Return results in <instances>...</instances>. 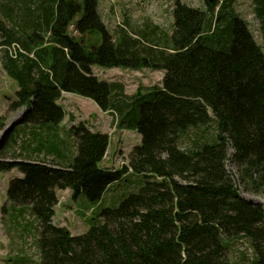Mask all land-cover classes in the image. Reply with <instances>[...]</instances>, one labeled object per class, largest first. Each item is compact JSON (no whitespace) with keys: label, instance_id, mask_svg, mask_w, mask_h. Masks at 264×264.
<instances>
[{"label":"trees","instance_id":"obj_1","mask_svg":"<svg viewBox=\"0 0 264 264\" xmlns=\"http://www.w3.org/2000/svg\"><path fill=\"white\" fill-rule=\"evenodd\" d=\"M253 1L263 45L235 14L233 0L217 12L177 0L172 34L143 40L125 27L112 35L99 0H0L3 66L19 87L10 104L22 111L18 124L56 137L66 118L59 101L70 93L142 138L121 170L101 167L109 136L85 123L69 130L75 153L64 140L59 147L32 135L38 142L29 157L48 152L60 165L21 154L7 161L13 129L1 136L0 116V173L23 175L10 181L7 204L39 223V259L24 264H264V207L242 195H264V0ZM13 43L20 49L12 51ZM96 66L164 77L128 95L122 83L100 80ZM190 130H206L204 140L183 147ZM229 161L239 184L226 171ZM130 170L144 179L140 192L101 210V222L86 233L53 224L58 191L98 202ZM233 240L246 241L251 258H227Z\"/></svg>","mask_w":264,"mask_h":264},{"label":"rangeland","instance_id":"obj_2","mask_svg":"<svg viewBox=\"0 0 264 264\" xmlns=\"http://www.w3.org/2000/svg\"><path fill=\"white\" fill-rule=\"evenodd\" d=\"M74 1L82 2V0ZM176 1L99 0L98 10L112 35L120 27H125L133 37L137 35L143 40L141 36L143 34H147L150 38L172 34L174 29L173 10ZM178 1L195 9L205 11L214 5L217 12L227 0ZM255 6L256 4L253 0H233L231 8H233L240 20L248 24V28L258 42L257 44L263 45L260 22L255 13ZM72 29L73 27L70 28V32ZM75 35L78 36L76 33ZM4 41V38H0V44ZM7 48L8 46L0 45V116L6 120V127L2 130L1 136L6 133L13 123L18 122L22 117V111L13 112L10 110V104L15 101L16 91L19 87L9 77L3 66L8 51ZM93 70L100 80L122 83L125 86V93L128 95L135 94L138 86L151 87L161 85L164 77L163 72L149 69H105L96 66ZM60 104L66 111V121L58 130L56 137L48 135L49 132L47 131L43 132L41 134L42 141L47 140L50 141V144L61 147L64 140L66 148L70 149V151L73 150L75 153V141L69 135V130L74 125L78 126L80 123H85L92 132L103 133L109 136V147L101 165L102 168L121 170L122 167L129 164L134 147L141 143V135L135 131L120 129L117 116L111 112L101 111L88 98L63 95ZM204 131L190 130L183 138V147L189 146L193 142L195 143L197 139L204 140ZM212 132V129H207L206 135L209 136ZM12 134L14 143L11 144V148L7 151V161H11L16 155L20 154L24 158L30 156V151L34 150V146H36L38 141L34 140L32 136L28 142L23 136L15 133ZM27 146L31 149L26 150ZM38 154L32 156L33 160L49 164H52L56 160L51 153ZM57 163L60 165L59 162ZM226 166V171L235 180L234 183L239 184L238 174L233 163L229 161ZM17 177H22V173L18 169L0 173V264H24V262L29 261L37 262L39 259L36 246L39 237L38 221L32 217L30 212L24 211L23 213H19V209H14L10 204H7L9 183ZM144 184L143 177L130 170L123 180L110 187L98 202L89 201L83 193L74 198L73 192L70 190L58 191L59 204L56 207L53 223L56 226L66 228L72 235H82L91 228L93 223L101 222L99 220L101 210L119 207L129 195L139 193ZM242 195L246 199L252 200L264 207V195L252 196L244 193ZM246 244V241H230V250H228L227 258L232 262H245L243 256L248 259L251 258V251Z\"/></svg>","mask_w":264,"mask_h":264},{"label":"crops","instance_id":"obj_3","mask_svg":"<svg viewBox=\"0 0 264 264\" xmlns=\"http://www.w3.org/2000/svg\"><path fill=\"white\" fill-rule=\"evenodd\" d=\"M63 95H65V96H69V97H73V96H76V97H79V96H77V95H74V94H70V93H64ZM22 118V117H21ZM21 120V119H20ZM19 120V121H20ZM18 121V122H19ZM65 121H66V119L64 120V122H63V124L62 125H64V123H65ZM18 122H16L15 124H17ZM61 125V126H62ZM60 126V127H61ZM38 128H39V126H37ZM38 128H36V126L35 125H31V124H20V125H16V127L13 129V133H15V134H18L19 136H23L24 138H25V140L26 141H30L31 140V138H32V135L35 133L37 136H42L41 134L43 133L42 131H40V129H38ZM37 130V131H36ZM36 131V132H35ZM39 132V133H38ZM48 135H49V133H48ZM13 136V134L11 135V137ZM45 141H47V140H45ZM47 142H49V141H47ZM34 149H36L35 148V146H34ZM38 153H40V151L39 152H37L35 155H39ZM43 152H41L40 153V155L42 154ZM32 156H34L33 154L31 155V157H29V156H26L28 159H31V160H33V158H32ZM60 161V160H59ZM59 161H56L55 163H57V162H59ZM59 163H62V162H59ZM58 164V163H57Z\"/></svg>","mask_w":264,"mask_h":264},{"label":"built area","instance_id":"obj_4","mask_svg":"<svg viewBox=\"0 0 264 264\" xmlns=\"http://www.w3.org/2000/svg\"><path fill=\"white\" fill-rule=\"evenodd\" d=\"M15 49H20L19 44H13L12 45V51H14ZM11 52V51H10ZM12 53V52H11Z\"/></svg>","mask_w":264,"mask_h":264},{"label":"clouds","instance_id":"obj_5","mask_svg":"<svg viewBox=\"0 0 264 264\" xmlns=\"http://www.w3.org/2000/svg\"><path fill=\"white\" fill-rule=\"evenodd\" d=\"M93 69H94V68H93ZM116 69H117V68H116ZM93 71H94V70H93ZM63 94H64V93H63ZM61 99H62V98H61ZM61 99H60V101H61ZM60 101H59V104H60ZM60 105H61V104H60ZM11 139H12V138L9 139V142H10Z\"/></svg>","mask_w":264,"mask_h":264},{"label":"bare ground","instance_id":"obj_6","mask_svg":"<svg viewBox=\"0 0 264 264\" xmlns=\"http://www.w3.org/2000/svg\"><path fill=\"white\" fill-rule=\"evenodd\" d=\"M12 181V180H11Z\"/></svg>","mask_w":264,"mask_h":264}]
</instances>
